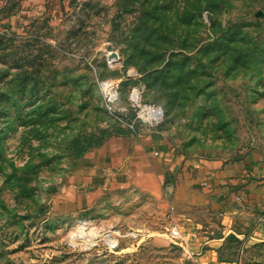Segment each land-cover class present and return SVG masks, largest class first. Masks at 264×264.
I'll list each match as a JSON object with an SVG mask.
<instances>
[{"label": "rangeland", "instance_id": "374dc122", "mask_svg": "<svg viewBox=\"0 0 264 264\" xmlns=\"http://www.w3.org/2000/svg\"><path fill=\"white\" fill-rule=\"evenodd\" d=\"M149 102L183 164L264 153V0H0V264H196L165 192L73 180Z\"/></svg>", "mask_w": 264, "mask_h": 264}, {"label": "crops", "instance_id": "0c3cea01", "mask_svg": "<svg viewBox=\"0 0 264 264\" xmlns=\"http://www.w3.org/2000/svg\"><path fill=\"white\" fill-rule=\"evenodd\" d=\"M161 133L157 126L145 138L118 136L88 149L77 160L74 183L106 188L112 173L110 183L118 186L157 197L165 192L185 236L184 250L196 264H264V153L249 150L230 160L187 165L173 158ZM231 234L244 249L235 245L225 260Z\"/></svg>", "mask_w": 264, "mask_h": 264}, {"label": "built area", "instance_id": "2783aa9c", "mask_svg": "<svg viewBox=\"0 0 264 264\" xmlns=\"http://www.w3.org/2000/svg\"><path fill=\"white\" fill-rule=\"evenodd\" d=\"M134 99L137 98L134 97ZM119 100L120 96L118 92H109L107 95L108 108L113 110ZM139 106L140 109L137 112L134 121L130 125L133 133L139 132L138 129L142 130L143 127L154 129L155 127L163 123L165 119V111L161 105L149 102L140 104ZM169 223V236L172 242L178 243V241H183L185 239V236L180 228L179 222L176 220V217L173 215V213H169Z\"/></svg>", "mask_w": 264, "mask_h": 264}, {"label": "trees", "instance_id": "16d2710c", "mask_svg": "<svg viewBox=\"0 0 264 264\" xmlns=\"http://www.w3.org/2000/svg\"><path fill=\"white\" fill-rule=\"evenodd\" d=\"M119 133L120 134H127L128 131L120 130ZM100 144H101V140H99V139L98 140H95V141H91L89 143H80L79 141H77V155H78V157L79 158L82 157L84 155V153L87 151L86 149L88 147L93 146V145H95V146H101ZM228 238L235 240V244L236 245H239L240 247L242 246L241 249H243V246L244 245L241 244L242 243L241 242L242 240H240V238L236 237L234 234L229 235Z\"/></svg>", "mask_w": 264, "mask_h": 264}]
</instances>
